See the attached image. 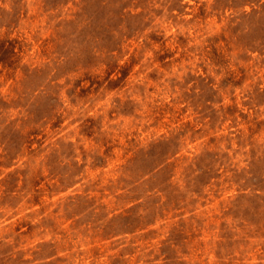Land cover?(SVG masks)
I'll use <instances>...</instances> for the list:
<instances>
[{"label":"rangeland","instance_id":"obj_1","mask_svg":"<svg viewBox=\"0 0 264 264\" xmlns=\"http://www.w3.org/2000/svg\"><path fill=\"white\" fill-rule=\"evenodd\" d=\"M0 264H264V0H0Z\"/></svg>","mask_w":264,"mask_h":264}]
</instances>
